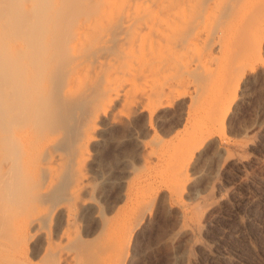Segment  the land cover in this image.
Segmentation results:
<instances>
[{"label":"rangeland","instance_id":"1","mask_svg":"<svg viewBox=\"0 0 264 264\" xmlns=\"http://www.w3.org/2000/svg\"><path fill=\"white\" fill-rule=\"evenodd\" d=\"M64 1L63 11L74 5L93 39L73 40L67 52L42 41L60 55L47 62L42 83L57 105L59 121L51 118L49 125L61 122L53 147L61 160L38 157L59 173L42 204L63 207L53 220L62 227L52 247L77 240L93 251L85 250L93 253L90 264H114L121 240L128 253L122 250L119 259L130 253L125 264H264V0H190L181 5L187 19L179 16L172 33L185 38L184 47L154 51L141 46L134 27L156 13L173 16L178 8L169 5L181 0ZM41 2L22 0L21 6L35 10ZM200 19L198 36L193 27ZM78 21L59 24L68 34ZM14 39L29 41L24 34ZM25 66L20 75L38 74ZM39 159L32 199L51 185ZM34 224L27 264L41 263L44 254ZM80 255L85 264L86 254Z\"/></svg>","mask_w":264,"mask_h":264},{"label":"bare ground","instance_id":"2","mask_svg":"<svg viewBox=\"0 0 264 264\" xmlns=\"http://www.w3.org/2000/svg\"><path fill=\"white\" fill-rule=\"evenodd\" d=\"M6 1L7 2H5L4 0L3 2V0H0V8H2L1 6L5 7L4 15H2L4 19L0 21V264H27L28 261H27V255H26V252H27L26 248L29 247L28 238L30 237L29 236L30 234H29L28 228L31 223L36 224L35 232L39 231L42 234L41 236H43L41 237L42 244L40 242L39 243L41 244L40 249L41 250L45 249V250L41 251L44 254L41 255L42 256V258L40 257L41 263L39 264H62L63 263L62 261L65 260V258L66 259L69 258L70 259L69 261L72 260L74 262L73 263L71 261L72 262L71 264H81L80 263L82 262V255H80L81 253H83V255L85 254L87 255V256L85 255L86 259L83 257L84 258L83 261L85 260V264L87 261H88L87 263L90 264L95 261V260L94 261L90 260L91 259L90 256L93 255V253L92 254L90 253L93 251L91 250L89 251L87 250L88 248H86L85 250H87V252L88 251L90 252L89 253L90 255L88 256V253L87 252L85 253V250L82 249V247L78 246L80 244L77 243L78 242L77 240L70 241V243H68L70 246L67 244L68 245V247L66 246L67 248L65 247V248L58 249V248L52 247V244L54 243L53 239L55 236L58 235L59 229H60L59 227L61 226V224L59 226V224L57 222L55 223L53 220H55L57 217L59 218L60 215L57 217H55V215L56 213L60 214L61 208L63 207L56 204V202H54L56 205H53L50 208H46V207L44 208L43 205H45L46 201L44 200V198L45 197L47 198L46 195L47 193H49L48 191L53 189V187L54 189L55 187L57 188L58 183L56 182V179L58 178L55 179L56 186H54L53 183H54V178L58 177L59 173L58 172L56 173L58 175L57 176L55 172L58 169L57 170L56 168L52 169V167L54 166L50 167L48 166L49 164L47 166L43 165L42 162H40L39 158L44 159L43 157L45 156L48 157V155L50 157L51 155V158L54 157L55 159L56 157V161L61 160L60 154L55 153V150H53V147L55 146V144H57L56 142L60 134V123L61 122L56 123L53 127L52 125H49L51 118L54 119L55 122L57 120L59 121L58 118H55L57 117V115H55L56 111L54 109L57 108L56 107L57 105L55 106V108L52 107L54 106L52 104H55L56 102L55 103L50 102L52 98L50 97V94L44 88V84L42 83L43 73L47 69V62H50L51 60L53 61L58 60L60 55H58V53H54V51L48 52V50H45V47L43 46L42 41L46 39L45 42L47 41V43L58 47V49L60 48L59 51L63 50L64 48L67 52V49H71V46L69 47V42L73 40H80L83 38L84 39L88 38L86 41L91 42V40L93 39L92 38L93 35H90L91 33H88L85 31V28H86L84 27V25L86 24L85 21H80V20L78 21L79 16H77V14L79 11L77 13L74 10L73 11L75 13L71 11L74 7L73 5L74 3H71V5H73L72 9L70 6L69 12L68 11L66 12V11H63L62 5L64 4L62 3H65V1L63 2V0L62 1L56 0L53 4H51L50 0H42V2L39 3L40 5H38L35 10H30V9L25 10L26 7L24 8L23 5L21 6L22 0H9V1L6 0ZM171 1L170 3L174 4ZM188 1L190 0H181V1H178V3L175 4L174 6L169 5V8H168L169 10L170 9L177 10V8L178 10L180 8L183 10L181 11L180 9V11L178 10L176 12L174 11L175 13L174 12H173L174 14L172 13L173 16L170 15L171 13L169 12V14L167 15L169 19L167 17H165L167 19H165L164 17H161L160 14L156 15L157 14L156 13L155 15L153 14L154 16L152 15L151 19H148L147 21L145 20L143 24L142 22H140L141 24H138L136 27H134L135 28L134 32L136 31V33H140L141 46L142 47L144 46L143 48L148 46L147 49L148 50L151 49V51H154L160 45L161 47L165 46L167 48L168 46L166 45L168 44H171L174 47L178 45V46H181L180 48H183L184 46L182 47L183 44L181 40L183 37L179 36L180 37L179 39L178 37L177 39L176 38L174 39L173 36L176 34L173 35L172 33H174L173 30L176 29L175 27L179 28L180 24L177 22L180 19H182L183 17L184 19H187L185 16L183 17L181 16L184 10L186 9L185 7H187L186 4H188ZM19 5L23 7V9L20 8ZM181 5L182 6L184 5L185 7L182 8ZM184 13H186V10ZM169 16H172L173 19L170 18ZM22 17L26 19L24 21L23 20L20 21L19 19ZM178 17H179V20L177 21ZM205 18L207 19V17ZM205 18L203 19L204 21L206 20ZM66 19L68 20V23L63 22ZM182 20L181 22H184ZM60 21L64 25L73 23L74 21L75 22L78 21V27L71 24L72 29H70V33L68 32L69 34L68 35L66 34L65 27L61 25L62 23ZM55 22L56 24L57 22L58 24L61 23L59 24L60 26L57 29L55 28ZM200 23H201V19L199 23H197V25L193 27L195 28L196 34H198V36H199L200 31L202 30L200 25L203 26L204 22L201 24ZM162 24H163V27L161 26ZM172 26H174V29L172 28ZM60 27H62V29ZM128 28H130L129 25H128ZM143 28H146L148 31L145 36H141V31ZM169 28H170V31H169L170 33L167 34V31L169 30ZM189 29L192 30V28H189ZM195 31H192V33L193 32L195 33ZM23 34L28 36L29 41L26 43H22V44L20 42L17 43L14 37H16V35H23ZM151 34L153 36L157 34L158 38L156 37L157 39H155V36L153 38ZM169 34L170 35L172 34L171 37L168 36ZM181 35H184V34L181 33ZM90 36H91V40H89ZM133 36H135V33L133 34ZM146 36H148L149 38L147 39ZM151 36L153 39L151 38ZM159 37L161 39V42H160ZM183 39L185 40V38ZM157 40L160 42V44L158 45L156 44L158 43ZM186 41L184 42L186 43ZM162 42H164L163 43L164 45L162 44ZM73 48H75V46H73ZM75 54L76 53H72L74 57H75ZM95 62L101 63V60L97 59V61ZM25 65H28L30 67L34 66L36 69L38 68L37 73L39 75L38 74L35 76L34 75L27 76V74L25 75L24 74L25 72L23 71L25 70V67H27ZM19 67L24 68L22 70L24 72V73L22 72L23 75L22 74L20 75L19 70L22 68L19 69ZM27 69H29V67ZM52 101L54 100L52 99ZM43 143L50 145L49 148H46L48 146L45 147L44 145H42ZM41 145L44 146L45 148L41 147ZM55 148L57 147L55 146ZM38 159H39V162L41 163L39 164L40 166H38V168L40 167L41 170H46V172L48 171L50 173L49 174L47 172L51 177L50 178L51 185L49 183L50 185L49 189L47 188L46 191H44L43 193L38 194L37 192V194H35L33 191V194L38 195V196L34 198L35 196L31 194L32 196H34L33 197L34 199H32L28 192H30L31 190L30 188L33 185V183H35L36 185V182H37L35 179H33L35 180L34 182H31V179L33 178L35 174L36 175L39 174V173L38 174L34 173V175H32L33 170L35 171L36 169L34 166H37L36 164L38 163L37 161ZM42 175H43V172H42ZM46 176L47 174L45 175V177ZM43 187L44 186H42V190H44ZM27 194H29V198H31L30 199L31 201L26 199L25 196H28ZM24 197L28 201H25V199H23ZM43 201H44V204H43ZM24 214H26L25 216H27L28 214L27 223H23L20 220ZM125 226L128 227V225H125ZM71 242L72 243L74 242L76 244L73 245L74 244L73 243L71 245ZM120 242H121V245H118ZM120 242L117 243V246L115 245L116 244L115 242L114 245L116 246V249L113 247V250L114 249L116 250L115 255H114V264L116 260L117 261L120 260L118 262L119 264H125L127 262L128 255L126 253L128 252H126L127 250L124 249L126 247L125 246L126 244H124L123 245L124 247H123L122 246L123 240H121ZM79 249H81L82 251L80 252ZM120 252H122L123 254L124 252H126L124 256H121L122 260L119 259ZM113 254H114V251H113ZM128 257H130V253ZM94 258L96 259V257ZM112 259L113 258H111L110 260L113 261ZM104 262L106 263V261ZM82 264L84 263L82 262ZM97 264H98V261H97Z\"/></svg>","mask_w":264,"mask_h":264}]
</instances>
